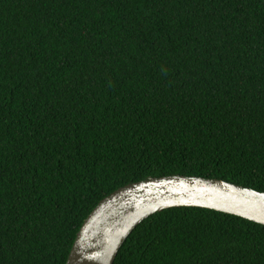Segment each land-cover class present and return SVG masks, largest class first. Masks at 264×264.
<instances>
[{
    "label": "trees",
    "instance_id": "trees-1",
    "mask_svg": "<svg viewBox=\"0 0 264 264\" xmlns=\"http://www.w3.org/2000/svg\"><path fill=\"white\" fill-rule=\"evenodd\" d=\"M177 175L264 193V0H0V264H67L101 201ZM115 264H264V226L168 209Z\"/></svg>",
    "mask_w": 264,
    "mask_h": 264
},
{
    "label": "water",
    "instance_id": "water-1",
    "mask_svg": "<svg viewBox=\"0 0 264 264\" xmlns=\"http://www.w3.org/2000/svg\"><path fill=\"white\" fill-rule=\"evenodd\" d=\"M181 207L213 210L264 226V193L217 179L151 178L99 203L78 233L67 264H115L139 225L156 213Z\"/></svg>",
    "mask_w": 264,
    "mask_h": 264
}]
</instances>
